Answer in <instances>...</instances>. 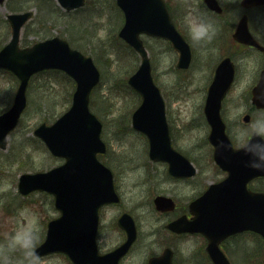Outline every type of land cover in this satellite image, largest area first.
Wrapping results in <instances>:
<instances>
[{"label":"water","instance_id":"water-1","mask_svg":"<svg viewBox=\"0 0 264 264\" xmlns=\"http://www.w3.org/2000/svg\"><path fill=\"white\" fill-rule=\"evenodd\" d=\"M83 1L58 0L66 10L81 6ZM206 1L210 7L219 10L215 0ZM2 2L3 0H0V3ZM116 4L124 14V23L118 31V36L141 56L138 68L127 80L142 97L141 104L131 117L133 127L147 135L151 158L170 160L179 154L170 148L167 141L166 145L160 147L166 138L163 103L159 89L153 82L147 52L139 34L146 33L169 39L180 53L179 67L187 66L190 58L189 47L174 28L162 0H116ZM241 4L251 7L264 4V0H242ZM31 14L28 10L6 15L11 26V37L0 49V68L11 71L19 79V84L10 107L0 114V148L6 147L7 134L16 125L25 107V92L31 74L56 68L73 78L75 90L70 107L52 124L40 123L34 129V134L42 139L48 150L53 155L64 157L65 161L47 171L21 174L18 191L22 194L33 190L46 191L54 196V205L60 212L57 218L48 222L46 237L38 245L40 255L62 251L76 263L101 264L103 258L97 254L96 260H91L90 263L83 259L81 261L78 254L84 248L95 249L98 206L118 200L110 170L95 156L96 152L104 150V143L99 136L101 124L88 108L89 92L98 83L100 73L90 56L71 48L65 39L58 36L35 42L31 46L19 47L20 29ZM233 37L239 42L264 49L249 33L246 15L238 22ZM220 68L217 69L216 76ZM221 90L217 82H214L210 87L209 96H221ZM253 95L257 105L264 106V68L258 84L253 89ZM222 139H225L222 143L229 144L226 136L223 135ZM223 153L218 149L215 151V158L219 160ZM231 154L232 164H236V169L244 164L251 175H264V168L248 165L250 156L245 153L244 148L231 150ZM251 159L259 158L253 155ZM260 162L264 164V161ZM230 181L232 176L222 183L211 185L206 194L198 200L199 210L195 212L192 221H176L171 224L172 228L181 226L187 230L204 233L209 240V255L215 264H228L217 244L220 238L237 229L235 213L238 208L244 209L248 199L250 203L255 202L256 216H259L257 225L252 224V228L264 236V194L251 193L246 198L237 196V191L227 194L225 187ZM223 192L226 194L221 196L220 193ZM180 222L183 223L179 224ZM118 224L125 229L127 238L114 254L125 251L135 238V227L128 214L123 213ZM149 264H170V261L156 258L150 260Z\"/></svg>","mask_w":264,"mask_h":264},{"label":"flooded vegetation","instance_id":"flooded-vegetation-1","mask_svg":"<svg viewBox=\"0 0 264 264\" xmlns=\"http://www.w3.org/2000/svg\"><path fill=\"white\" fill-rule=\"evenodd\" d=\"M240 1L217 0L221 7L217 12L210 9L205 0H188L184 6L183 3H176L175 7L165 0L172 20L190 47L191 59L187 67H178V52L170 43L164 42L166 47L160 53H171L166 72L173 79L166 87L165 82L160 79L163 72L157 73L152 65L153 78L163 100L166 140L187 161L171 158L173 163L180 166L177 173L170 171L167 161H131L134 163L131 168L138 170L139 178L143 179L139 183L143 188L140 187L138 195L143 198L150 193L148 199L146 197V200L134 201L132 194L125 199L122 191L128 176V173L125 175V170L130 161L125 158L117 160L116 168L110 166L106 160L113 155L107 145L104 152L97 154L98 159L111 169L120 200L102 205L98 210L96 252L100 256L108 254L124 242L126 233L117 224V219L123 212L132 216L136 227L135 240L125 252L110 257L108 264H148L152 257L163 255L170 257L171 264H213L207 250L208 240L204 235L175 231L168 225L182 218L191 220V202L202 196L211 183L227 178L230 172L237 173L238 181L247 177L245 187L248 191L264 192V176L248 177L249 172L244 166L241 169L234 167V171L230 160V148L239 149L250 139L253 122L257 120L258 114L264 113V107L257 106L251 94L264 65V50L240 44L232 38L239 18L245 13L249 23L250 13L255 9L243 8ZM199 17L210 20L218 29L210 42L193 41L187 28L188 24ZM180 24L185 25L184 30ZM222 62L219 85L222 88L230 79L229 86L223 96L211 97L208 95L209 88L215 79L216 69ZM124 131L141 137L145 150L148 151L145 135L127 125L123 128ZM211 134H214L213 141L218 142L217 145L210 138ZM223 135L227 137L231 147L222 143L225 140L222 139ZM216 148L224 151L220 163L214 158ZM156 196H163L169 201L157 209L154 204ZM145 207L149 209L148 213L156 217L155 225L148 231L143 228V221L140 220L143 214L139 210L142 211ZM110 231L115 234L114 239L109 238ZM218 247L229 264H232L231 252L235 250L241 251L243 258L253 264H264V238L253 230L234 232L223 238ZM82 253L87 259L95 256V252L89 250H83ZM65 259L69 264H74L67 257Z\"/></svg>","mask_w":264,"mask_h":264},{"label":"rangeland","instance_id":"rangeland-1","mask_svg":"<svg viewBox=\"0 0 264 264\" xmlns=\"http://www.w3.org/2000/svg\"><path fill=\"white\" fill-rule=\"evenodd\" d=\"M187 1L168 0L174 7L176 3H183L184 6ZM27 9L33 10V16L21 29V45H31L57 35L92 57L101 78L90 95L89 108L101 119V138L113 155L107 157L106 162L116 168L117 160L128 159L130 163L125 170L128 176L122 190L124 198L132 194L134 201L146 200V197L148 199L150 193L143 198L138 195L140 187L143 188L139 185L143 179L139 178L138 170L131 168L134 164L131 161L142 162L146 159L142 138L129 131L123 132L126 125L130 128L131 112L139 103L137 94L126 82L138 66L139 57L131 50L127 52L120 48L125 46L116 34L123 18L114 0H86L81 9L71 12L60 8L55 0H5L0 4V47L10 37L6 14ZM251 18L250 30L264 45V10H254ZM192 24L187 27L190 33ZM180 26L184 30L185 25ZM142 37L151 62L157 73L163 72L160 79L167 87L173 79L166 72L172 55L167 51L160 53L164 48L161 40L145 35ZM256 65L258 67V62ZM17 83L13 74L0 69V112L11 104ZM73 89V81L64 79L62 73L55 70L38 72L29 81L25 111L15 129L9 133L6 149H0V241L17 231L34 229L37 242L41 243L46 222L58 215L52 196L46 192L20 194L17 188L18 176L24 172L46 171L62 163V159L48 152L40 139L34 136L33 130L41 122L50 124L68 108ZM126 204L131 206L130 203ZM148 211L147 207L139 210L143 214L140 219L143 228L147 231L155 225L156 218ZM114 235L111 231L108 233L110 239H114ZM231 255L232 264H253L243 258L241 251L235 250ZM64 257L53 253L42 256L41 261L42 264H69Z\"/></svg>","mask_w":264,"mask_h":264},{"label":"clouds","instance_id":"clouds-1","mask_svg":"<svg viewBox=\"0 0 264 264\" xmlns=\"http://www.w3.org/2000/svg\"><path fill=\"white\" fill-rule=\"evenodd\" d=\"M217 30L213 22L199 17L191 25V37L193 41L210 42ZM252 136L253 139L242 146L245 153L250 156L247 163L250 167L264 168V164L260 162L264 161V113L258 114L257 120L253 122ZM253 155L259 159H251ZM34 231V229L17 231L0 241V264H42Z\"/></svg>","mask_w":264,"mask_h":264},{"label":"trees","instance_id":"trees-1","mask_svg":"<svg viewBox=\"0 0 264 264\" xmlns=\"http://www.w3.org/2000/svg\"><path fill=\"white\" fill-rule=\"evenodd\" d=\"M115 39V38H114ZM125 46V45H124ZM121 49H123V50H126V51H128V47L127 46H125V47H120Z\"/></svg>","mask_w":264,"mask_h":264}]
</instances>
